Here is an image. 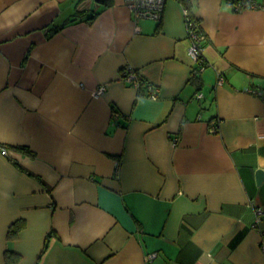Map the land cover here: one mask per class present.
<instances>
[{
	"label": "crops",
	"instance_id": "0c3cea01",
	"mask_svg": "<svg viewBox=\"0 0 264 264\" xmlns=\"http://www.w3.org/2000/svg\"><path fill=\"white\" fill-rule=\"evenodd\" d=\"M103 1L0 0V264H264V9Z\"/></svg>",
	"mask_w": 264,
	"mask_h": 264
},
{
	"label": "built area",
	"instance_id": "2783aa9c",
	"mask_svg": "<svg viewBox=\"0 0 264 264\" xmlns=\"http://www.w3.org/2000/svg\"><path fill=\"white\" fill-rule=\"evenodd\" d=\"M128 10L135 14L137 18H148L155 21H159L164 13L165 4L167 0H125ZM264 9V1L262 5H259L255 0H239L236 5L237 11H242L244 9ZM187 21V28L189 31V41L191 43L189 55L195 62L202 64L204 62L203 46L199 35V31L194 19L189 16V12L185 11ZM124 79L129 83L133 84L135 87L140 86L139 78L137 73L129 67L124 70ZM105 92V87H100L93 95L95 97H100ZM150 97L153 100L158 99L159 93L155 87L150 86ZM202 98V95L199 96ZM3 156L8 155L7 149L2 151ZM157 257V253L150 255L147 258V263L152 264Z\"/></svg>",
	"mask_w": 264,
	"mask_h": 264
},
{
	"label": "water",
	"instance_id": "95a60500",
	"mask_svg": "<svg viewBox=\"0 0 264 264\" xmlns=\"http://www.w3.org/2000/svg\"><path fill=\"white\" fill-rule=\"evenodd\" d=\"M98 2H101L102 0H97ZM257 182L261 183L262 180H264V172L261 170L257 171Z\"/></svg>",
	"mask_w": 264,
	"mask_h": 264
},
{
	"label": "trees",
	"instance_id": "16d2710c",
	"mask_svg": "<svg viewBox=\"0 0 264 264\" xmlns=\"http://www.w3.org/2000/svg\"><path fill=\"white\" fill-rule=\"evenodd\" d=\"M109 1L110 0H104L103 2L106 3V4H108ZM227 1L230 3V5H232L233 9L236 10V5H237V3H238L239 0H227ZM138 78H139V76H138ZM139 81H140V79H139Z\"/></svg>",
	"mask_w": 264,
	"mask_h": 264
}]
</instances>
